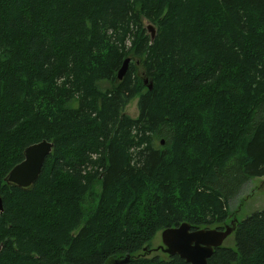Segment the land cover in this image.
I'll return each instance as SVG.
<instances>
[{
	"label": "trees",
	"instance_id": "16d2710c",
	"mask_svg": "<svg viewBox=\"0 0 264 264\" xmlns=\"http://www.w3.org/2000/svg\"><path fill=\"white\" fill-rule=\"evenodd\" d=\"M42 140L38 179L6 182ZM262 176L264 0H0V264H189L139 253L230 221L208 264H264V210H230Z\"/></svg>",
	"mask_w": 264,
	"mask_h": 264
},
{
	"label": "water",
	"instance_id": "95a60500",
	"mask_svg": "<svg viewBox=\"0 0 264 264\" xmlns=\"http://www.w3.org/2000/svg\"><path fill=\"white\" fill-rule=\"evenodd\" d=\"M150 31L151 28L149 27ZM153 34V32H151ZM152 37V35H151ZM130 59L122 62L117 71V79L121 80L128 69ZM144 85L152 89L151 81ZM53 143L42 140L37 144L28 146L23 153V160L15 165L7 174L6 182L13 183L18 187L26 188L37 179L46 158L50 155ZM0 211H2V200L0 198ZM235 230V221H231L223 230L217 229H192L187 223L170 227L161 232V246L158 249L168 256H178L189 264H208V259L213 254L214 248L221 247L224 240ZM1 248V247H0ZM145 250V249H144ZM157 250V249H156ZM148 251V253H150ZM128 257L114 260L112 264H125Z\"/></svg>",
	"mask_w": 264,
	"mask_h": 264
},
{
	"label": "rangeland",
	"instance_id": "374dc122",
	"mask_svg": "<svg viewBox=\"0 0 264 264\" xmlns=\"http://www.w3.org/2000/svg\"><path fill=\"white\" fill-rule=\"evenodd\" d=\"M144 27L147 25H150L147 22H143ZM151 28L147 31V33L150 35H154V29L152 26H149ZM105 85V84H104ZM139 97H135L132 99L127 106L124 109V113H126L131 118H137L138 116V110H137V102ZM230 210L235 213V217L242 221L247 216L264 210V176L259 178H254L250 180L242 189L240 194L230 203ZM160 232L157 233L154 238L152 239L150 245L151 249L157 248L161 244L160 239ZM224 246H232L233 245V235L231 234L228 236L224 242ZM157 251V252H156ZM152 251L151 255H148V257H154L159 256L161 258L165 257L162 252H159L158 250Z\"/></svg>",
	"mask_w": 264,
	"mask_h": 264
},
{
	"label": "flooded vegetation",
	"instance_id": "af4514ba",
	"mask_svg": "<svg viewBox=\"0 0 264 264\" xmlns=\"http://www.w3.org/2000/svg\"><path fill=\"white\" fill-rule=\"evenodd\" d=\"M1 247V246H0ZM1 249V248H0Z\"/></svg>",
	"mask_w": 264,
	"mask_h": 264
}]
</instances>
